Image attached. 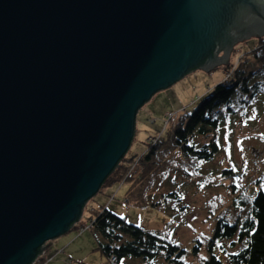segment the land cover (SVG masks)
<instances>
[{"label":"water","instance_id":"95a60500","mask_svg":"<svg viewBox=\"0 0 264 264\" xmlns=\"http://www.w3.org/2000/svg\"><path fill=\"white\" fill-rule=\"evenodd\" d=\"M253 33L264 0H0V264L70 232L139 110Z\"/></svg>","mask_w":264,"mask_h":264},{"label":"trees","instance_id":"16d2710c","mask_svg":"<svg viewBox=\"0 0 264 264\" xmlns=\"http://www.w3.org/2000/svg\"><path fill=\"white\" fill-rule=\"evenodd\" d=\"M249 56L254 64L250 66L249 58L245 57L246 66L241 64L192 112L185 110L173 123L164 120L163 132L148 145L145 154L131 159L125 156L102 188L117 182L127 184L126 203L171 216L172 229L177 219L186 216L191 209L186 203V186H194L197 192H202L207 184L203 181L207 178L203 174L205 165L220 157L223 162L219 163L217 181L221 186L240 175L242 170L230 162L232 153L223 140L225 135H230L239 110L248 109L264 95V38L257 39ZM130 160L132 163L126 165ZM254 185L259 189L253 198L234 182L227 187L229 195L232 194L227 206L221 199H217L216 204H207L205 211L215 222L213 235L208 241L194 239L190 248L175 242L170 232L133 225L106 208L91 210L90 216L82 217L71 231L90 230L96 237L101 236L98 249L108 264L132 261L190 264V257L198 259V264H264V187L260 181ZM61 248L44 255L45 251L34 264L51 263L63 254L66 256V249ZM203 252L204 258L201 257Z\"/></svg>","mask_w":264,"mask_h":264},{"label":"rangeland","instance_id":"374dc122","mask_svg":"<svg viewBox=\"0 0 264 264\" xmlns=\"http://www.w3.org/2000/svg\"><path fill=\"white\" fill-rule=\"evenodd\" d=\"M257 35L253 33L236 39L230 59L221 60L220 66H214L211 69L206 67L195 69L170 88L155 94L137 114L136 134L126 157L128 159L138 158L145 154L148 145L160 137L159 134L163 132L164 120L169 119L173 123L185 110L192 112L205 96L232 76L241 64L243 67L246 66L245 57L249 58L250 66L254 64L255 61L253 62L249 53L255 47L257 39L264 38V34L261 38ZM219 55H225V48L219 52ZM249 108L239 110V117L233 121L230 135H225L223 140L225 146L230 147V154L232 153L230 162L235 168L242 170L241 174L232 179V182H223L221 186L220 181H217L219 163L223 162L220 157L213 163L205 165L203 174L207 175V178H203V181L207 184L204 185L202 192H197L194 186H186L188 188L186 203L191 209L186 216L177 219L175 228L171 229L173 223L171 216L159 210L127 204L126 197L129 187L120 182L103 187L101 192L87 203L86 213L84 211L85 215L82 217L88 218L93 209L106 208L126 218L133 225L151 231L170 232L175 242L188 248L192 246L196 238L210 240L215 229V222L205 211L207 204L211 205L212 202L215 203L217 199H221L222 203L227 206L232 195H229L227 187L234 182L237 188L239 186L252 198L259 189V186L254 185L256 181H260L264 187V95H261ZM253 116L255 119L249 118ZM131 163L132 160L126 162V165ZM101 238V236L96 237L90 230L73 229L52 241L44 254L46 255L47 252L50 254L51 251L60 250L62 247L66 249L67 255L58 256L56 261L46 264H108L107 258L98 249L99 243L102 242ZM201 257H205L204 252ZM188 262L198 264L199 260L190 257ZM130 264L138 263L132 261ZM156 264L165 263L158 261Z\"/></svg>","mask_w":264,"mask_h":264},{"label":"snow or ice","instance_id":"6c2138e0","mask_svg":"<svg viewBox=\"0 0 264 264\" xmlns=\"http://www.w3.org/2000/svg\"><path fill=\"white\" fill-rule=\"evenodd\" d=\"M250 119H255V117L253 116V117H249Z\"/></svg>","mask_w":264,"mask_h":264}]
</instances>
